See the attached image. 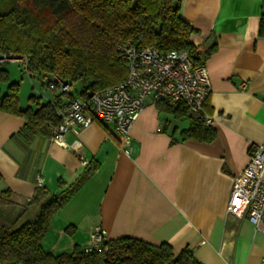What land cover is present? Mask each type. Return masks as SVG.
<instances>
[{
    "label": "crops",
    "instance_id": "0c3cea01",
    "mask_svg": "<svg viewBox=\"0 0 264 264\" xmlns=\"http://www.w3.org/2000/svg\"><path fill=\"white\" fill-rule=\"evenodd\" d=\"M180 2L182 16L196 29L191 41L200 48L217 43L204 61L211 81L205 102L216 131L212 141H181L179 131L190 117L175 119L148 100L130 128L129 154L111 124L95 120L77 133L69 131L61 143L50 139L52 128L27 140L18 133L26 119L0 110V192L10 191L14 211H36L29 201L38 176L51 193L82 180L52 216L42 240L45 250L85 248L101 227L105 239L131 237L167 243L175 252L188 249L200 264L264 262V223L256 228L227 213L234 176L245 166L249 147L264 141V35L259 34L264 0ZM13 62L20 73L10 80L19 83L22 109L55 100L59 92ZM73 87L69 93L77 98Z\"/></svg>",
    "mask_w": 264,
    "mask_h": 264
},
{
    "label": "trees",
    "instance_id": "16d2710c",
    "mask_svg": "<svg viewBox=\"0 0 264 264\" xmlns=\"http://www.w3.org/2000/svg\"><path fill=\"white\" fill-rule=\"evenodd\" d=\"M195 32L181 14L180 0H0V59L25 58V67L20 62L22 70L43 75L47 86L67 82L83 99L126 79L128 65L118 47L121 43L162 53L185 50L195 64L203 63L217 43L200 48L191 41ZM259 34L264 35V2ZM7 62L0 60V110L26 119L18 133L27 140L49 133L61 120L57 99L61 94L74 98L73 94L59 93L53 102L22 109L19 83L10 80ZM156 105L175 119L190 117V124L179 131L181 141L210 142L216 137V131L184 104L160 101ZM204 110H210L207 102ZM81 182L71 183L60 193L37 186L29 201L36 211L30 215L25 208L14 211L9 190L0 192L4 219L0 218V264H200L188 249L175 252L167 243L155 245L131 237L104 239L91 251L79 245L60 253L45 250L42 240L52 216Z\"/></svg>",
    "mask_w": 264,
    "mask_h": 264
},
{
    "label": "built area",
    "instance_id": "2783aa9c",
    "mask_svg": "<svg viewBox=\"0 0 264 264\" xmlns=\"http://www.w3.org/2000/svg\"><path fill=\"white\" fill-rule=\"evenodd\" d=\"M118 47L127 61L126 79L93 92L87 99H57L56 113L61 120L52 128V141L61 143L69 131L77 133L97 120L112 125L121 150L129 154V131L147 100L151 104L164 101L172 106L182 103L189 113L201 116L206 125L211 124V118L204 110L211 85L204 62L195 64L185 50L172 49L162 53L153 47L124 43ZM0 60L19 61L24 67L26 64L25 58L2 57ZM48 87L59 93L71 89L64 81L51 82ZM247 155L245 166L233 178L227 213L236 218L245 217L258 228L264 223V141L252 144ZM80 159L82 164H88L83 156ZM42 181L43 178L38 176L37 186H41ZM104 239V230L97 227L85 250L97 248Z\"/></svg>",
    "mask_w": 264,
    "mask_h": 264
},
{
    "label": "rangeland",
    "instance_id": "374dc122",
    "mask_svg": "<svg viewBox=\"0 0 264 264\" xmlns=\"http://www.w3.org/2000/svg\"><path fill=\"white\" fill-rule=\"evenodd\" d=\"M17 62H18V61H17ZM7 66H8V69H9V71H10V74H11V76H10V74H9V78H10V79H13L12 77H18V76H19L20 71H19V68H18V65L16 64V62L10 61V62H8ZM21 74L24 76V77H23V80H24V81H27V75L24 74V73H21ZM34 78H39L40 81H42V82H44V81L47 80L43 75H39V74H34ZM23 85H24V84H23ZM76 91H77V90L75 89V87H73V92L77 93ZM0 218H1L2 220H4V219H3L2 212H1V216H0Z\"/></svg>",
    "mask_w": 264,
    "mask_h": 264
},
{
    "label": "water",
    "instance_id": "95a60500",
    "mask_svg": "<svg viewBox=\"0 0 264 264\" xmlns=\"http://www.w3.org/2000/svg\"><path fill=\"white\" fill-rule=\"evenodd\" d=\"M92 93H93V92H90L88 96L91 97Z\"/></svg>",
    "mask_w": 264,
    "mask_h": 264
}]
</instances>
